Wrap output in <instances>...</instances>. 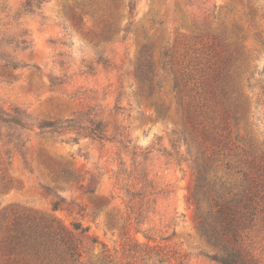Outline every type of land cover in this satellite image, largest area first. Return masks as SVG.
I'll return each mask as SVG.
<instances>
[{"label": "rangeland", "instance_id": "1", "mask_svg": "<svg viewBox=\"0 0 264 264\" xmlns=\"http://www.w3.org/2000/svg\"><path fill=\"white\" fill-rule=\"evenodd\" d=\"M228 54L239 58L250 111L230 130L225 155L235 164V146L264 140V0H0V111L18 112L23 123L0 122V264L14 210L87 229L82 264L104 250L116 264H144L124 251L129 237L154 248L142 250L152 257L145 264H219L198 231L184 139L195 157L199 144L174 85L183 75L184 101L199 104L194 120L213 133L212 106L196 94L209 60ZM6 62L18 68L3 70ZM85 113L103 125V140L59 124ZM47 122L56 125L41 128ZM148 182L157 194L140 201ZM132 196L141 216H129ZM248 236V251L264 264V224Z\"/></svg>", "mask_w": 264, "mask_h": 264}, {"label": "trees", "instance_id": "2", "mask_svg": "<svg viewBox=\"0 0 264 264\" xmlns=\"http://www.w3.org/2000/svg\"><path fill=\"white\" fill-rule=\"evenodd\" d=\"M216 56L209 60L215 62L205 70L207 77L204 80L202 94L200 92L196 94L200 99L199 103L203 102L205 108H209L208 105L212 106L211 114L216 116L218 121V127L213 133L200 129L197 119L194 120L197 113L194 109L200 108L199 104L184 101V98L188 97V92L183 75L175 78L174 85L175 91L177 90V104L183 111L185 122L192 129L193 141L199 144L195 157L187 140L184 139L188 148L187 154L191 157L192 168L196 174L193 198L198 231L216 250L212 257L213 261L219 264H259L246 245L249 241V232L259 224H264V140L257 142L251 138L248 142L245 141L247 148L235 146V150H238L235 155L238 160L235 164L229 160L232 157L230 153L225 155L226 151L233 152L230 149V146H233L231 128H239L240 122L246 120L250 111L248 99L243 94L244 74L237 65L239 58L229 54ZM165 57H168V53H165ZM2 67L3 70L11 71V74L18 68L11 62H6ZM167 67H170L169 71L172 72L171 63L166 61L163 69ZM139 70L142 71V65ZM141 75L142 81H153L148 74ZM87 115L80 114L59 124L70 128L77 127L85 130L89 138L103 140L106 137L103 125L95 120L89 121L86 119ZM84 119L88 120L89 125H84ZM0 122L23 127L21 116L16 111L10 115L1 110ZM55 125V122H47L41 125V128H52ZM218 131L225 132L226 136L218 138ZM222 157L226 160V163L222 164L223 174V170H219L222 165H218ZM149 184L148 182L146 191L140 194L141 198L143 197L140 201H144L146 193L147 202L157 194ZM138 204L139 201L134 196L129 199L127 203L129 216L138 214L141 216V212L136 211ZM59 209V204H56L54 211ZM9 217L11 219L8 224L6 223V235L1 241L5 264H82L81 239L88 230L83 229L81 225L73 224L72 227H67L56 218L27 210H14ZM146 238L152 241L147 236ZM123 249L130 258H134L136 254L143 257L140 260L145 264L151 261L152 257L147 253L142 254L143 251L148 252L154 248L139 244L134 238L129 237ZM161 255L162 260L159 262L164 263L163 259L167 258L168 253ZM91 264L116 263L109 251L104 250L102 256Z\"/></svg>", "mask_w": 264, "mask_h": 264}]
</instances>
